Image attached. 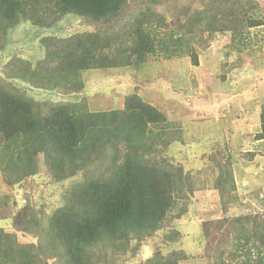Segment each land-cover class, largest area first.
I'll return each instance as SVG.
<instances>
[{"label":"rangeland","instance_id":"1","mask_svg":"<svg viewBox=\"0 0 264 264\" xmlns=\"http://www.w3.org/2000/svg\"><path fill=\"white\" fill-rule=\"evenodd\" d=\"M210 2L126 0L109 26L67 14L55 27L37 29L30 17L8 32L0 48V84L31 101L50 106L74 102L93 114L122 110L126 96L135 94L165 117L166 143H146L153 144L150 158L181 171L175 203L153 231L131 234L127 243L93 245L92 264H150L174 252L186 254L178 264H255L264 257V248L258 256L252 237L258 225L264 227V131L259 124L264 103V0H241L240 12L226 21L230 30L205 32V18L199 17L189 31L185 21ZM147 11L164 20L159 35L183 38L182 51L194 52L197 66L187 55L167 59L159 53L140 65L83 70L79 90L71 89L69 81L52 90L30 81L29 69L45 73L53 66L47 54L57 41L45 37L61 40L98 30L108 34L116 29L110 27L116 19L119 26L130 21L131 28ZM236 18L235 25L229 23ZM150 128L157 134L158 128ZM103 149L100 156L90 153L87 168L63 181L51 178L42 154L36 156L37 174L20 181L2 160L9 156H0V230L14 235L20 245L40 247L36 264H69L56 255V242L45 229L65 197L86 179L108 175L106 164L120 153L116 155L110 144ZM18 213L21 219L15 225Z\"/></svg>","mask_w":264,"mask_h":264},{"label":"trees","instance_id":"2","mask_svg":"<svg viewBox=\"0 0 264 264\" xmlns=\"http://www.w3.org/2000/svg\"><path fill=\"white\" fill-rule=\"evenodd\" d=\"M125 1L0 0V48H4L8 32L30 17L37 29L55 27L67 14L108 25L120 14ZM210 1L209 6L185 21L189 31L199 17L205 18L202 24L205 32L230 30L226 21L238 13L241 0ZM143 16L131 28L130 21L119 26L120 20L116 19L110 25L116 29L108 34L98 30L61 40L45 37V41H57L56 48L47 54L50 63L54 61L53 66L46 68L45 73L29 69L30 81L51 90L61 89L69 81L71 89L79 90L83 70L140 65L159 53L167 59L187 55L191 64L197 66L196 54L182 51L183 38L173 40L166 33L158 34L165 27L159 14L147 11ZM237 19L229 23L235 25ZM14 62L27 64L21 59ZM166 124L159 111L135 94L126 96L122 110L92 114L74 102L41 105L10 85L6 88L0 84V156H9H3L2 160L10 166V175L17 176L16 181L37 174L39 154L44 156L51 178L63 181L87 168L90 153L100 156L105 144L114 146L116 155L120 153L106 164L104 173H109L105 178L86 179L49 218L45 232L53 236L58 257L67 259L69 264H92L93 245H113L119 240L127 243L131 234L156 229L173 207V197L180 192L178 184L182 179L180 169L150 158L153 144L146 141L156 139L166 143L163 136ZM259 124L264 131V103L260 106ZM151 126L158 128L157 134L152 133ZM20 219L18 213L14 224L19 225ZM258 226L252 237L259 256L264 248V227ZM244 234L242 237L249 242L248 234ZM41 254L40 247L20 245L14 235L0 230V264H36ZM184 255L174 252L167 257L157 256L149 263L178 264ZM255 264H264V257H258Z\"/></svg>","mask_w":264,"mask_h":264}]
</instances>
